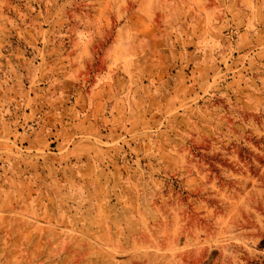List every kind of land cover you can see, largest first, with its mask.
I'll return each mask as SVG.
<instances>
[{"label":"rangeland","instance_id":"1","mask_svg":"<svg viewBox=\"0 0 264 264\" xmlns=\"http://www.w3.org/2000/svg\"><path fill=\"white\" fill-rule=\"evenodd\" d=\"M0 264H264V0H0Z\"/></svg>","mask_w":264,"mask_h":264}]
</instances>
